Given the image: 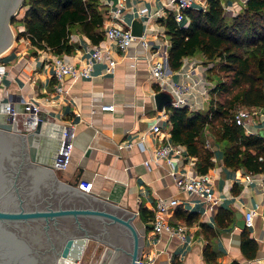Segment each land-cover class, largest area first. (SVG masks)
<instances>
[{
  "label": "crops",
  "instance_id": "crops-1",
  "mask_svg": "<svg viewBox=\"0 0 264 264\" xmlns=\"http://www.w3.org/2000/svg\"><path fill=\"white\" fill-rule=\"evenodd\" d=\"M166 1L100 0L107 13L119 10L124 25L131 27L133 19H140L144 24L142 39L146 44L135 39L126 50L117 51L113 43L103 41L111 47L116 60L113 72L105 71V63L95 62L90 77L65 78V92L60 95L53 92L52 59L55 53L31 46L25 37L15 39L0 56L6 66V73L1 77L3 93L17 110L22 108L21 101L30 96L40 101L43 139L39 142L37 159L43 157L41 150L44 149L47 161L54 162L65 141V129H71L70 160L66 168H55L56 174L62 175V179L71 178L81 167L80 178L92 182L88 194L123 209L138 211L134 223L144 238L140 251L142 260L151 259L149 264H204L206 239L200 227L203 223L215 231L211 244L220 264H263L264 192L259 179L249 181L244 178L242 168L235 170L222 164V149L217 143L212 142L214 165L207 171L217 199L214 204L179 189L167 174L164 162H151L149 168L144 164L160 142L170 140L168 115H162L153 103V93L158 91L149 72L153 61H165L168 80L193 83L187 95L189 101L202 103L203 109L208 101L202 95L205 85L200 75L204 72L202 67L208 64L204 63L202 55L183 58L181 67L175 71L168 66L169 40L164 25L159 22V18L167 15ZM199 3L203 9L207 5L206 0H199ZM243 3V0L222 1L223 5H229L227 12L224 10L227 16L237 14ZM142 10L145 13H141ZM107 18L103 28L109 23ZM17 27L23 29L22 24ZM71 41L77 45L75 49L61 55L81 65L93 43L81 33H73ZM103 104H112L113 109L102 110ZM92 107L94 112H91ZM248 109L256 111L249 117L253 129H263L264 108ZM156 119L161 123L163 140L149 130ZM180 149V156L175 155L178 158L176 171L197 173L195 157L187 154L183 145ZM159 197L178 199L175 209L162 216L171 223L185 222L183 240L166 233L158 241L153 239L149 216L139 215L140 207L152 211ZM250 209L255 211L252 225L238 226L236 212L244 216ZM188 212L196 215L189 223L184 218V213ZM243 230H247L256 243L252 257L241 248Z\"/></svg>",
  "mask_w": 264,
  "mask_h": 264
},
{
  "label": "trees",
  "instance_id": "trees-1",
  "mask_svg": "<svg viewBox=\"0 0 264 264\" xmlns=\"http://www.w3.org/2000/svg\"><path fill=\"white\" fill-rule=\"evenodd\" d=\"M222 1L206 0L204 9H186L185 23L177 22L170 12L159 18L169 40V68L178 70L183 58L202 55L205 64L213 63L205 71L206 78L215 81L204 109L165 107L170 140L195 157L197 173H205L214 165V150L205 143L207 130L213 135L212 142L222 149L224 166L260 173L264 171V136L246 133L229 119L240 107L264 108V0H246L232 16L225 14ZM22 7L24 13L17 22L23 29L17 31L16 38H27L37 49L70 53L77 46L71 41L73 33L85 35L92 43L104 38L107 10L100 0H24ZM151 214L140 207V216ZM184 216L187 223L196 218L191 212ZM200 227L206 239L204 264H220L211 244L215 231L203 223ZM241 248L254 256L256 243L247 230L242 231Z\"/></svg>",
  "mask_w": 264,
  "mask_h": 264
},
{
  "label": "built area",
  "instance_id": "built-area-1",
  "mask_svg": "<svg viewBox=\"0 0 264 264\" xmlns=\"http://www.w3.org/2000/svg\"><path fill=\"white\" fill-rule=\"evenodd\" d=\"M246 0H243L245 2ZM168 8L167 13H172L177 22L184 23L187 21V16L184 13L188 8H203V5L199 3V0H168L165 3ZM224 10L227 12L229 5H223ZM145 13V10L140 11ZM109 23L104 27V38L98 42L89 45V55L85 58L84 62L81 65H77L69 61L65 56L55 54L52 59L53 65V92L60 95L65 92L64 83L65 75L69 74L71 78L76 77H90L92 66L95 62L105 63V71L113 72L116 64V60L112 56V50L109 45L106 43H113L117 51H124L127 47L135 40L140 39V43L145 45L146 42L142 39V36H134L131 33V28L128 25H124V21L121 17L119 10L110 11L107 13ZM103 41H105L103 43ZM192 65V63L190 64ZM194 65V64H193ZM213 66V63L208 62L206 67H202L205 90L202 92L203 99H209V91L214 87V83L208 81L206 78V69ZM150 76L154 82L158 85V90L165 88L169 90L173 96V100L170 105L174 107H184L187 106L191 111L201 110L202 103L197 104V102L191 100L187 95H189L190 87L193 86V83L187 81H177V80H168L165 74V61L155 60L152 62L150 69ZM6 73V66L0 58V105H3L6 113H9L12 121L14 122L15 128L17 131H31L37 124V121L40 119L41 112V103L36 97H28L21 101L22 108L19 110L15 109L13 103L7 98L3 93V83L1 82V77ZM184 73V72H182ZM201 79V78H200ZM207 79V80H206ZM102 110H111L113 109L112 104H103L101 105ZM94 108H91V112H94ZM162 115H167L166 110H161ZM256 111L251 112L248 108H238L233 116L229 119L232 122H235L238 125H241L246 133H257L253 126L249 122V117L252 114H255ZM162 117V116H161ZM149 130L151 133L156 135L158 138L163 140V134L161 132V123L159 119H156L153 122ZM208 135L206 138V146L213 150L212 139L213 135L205 131ZM65 141L61 145V150L55 161L58 165V169H64L69 163L70 152L72 148L71 138L73 132L71 129H65L64 131ZM181 149L179 144H174L169 141H162L153 149V154L151 158L145 159L144 164L149 168L150 163L164 162L166 165V172L170 177H172L174 184L190 194L203 198L207 202L214 204L216 198L212 191L211 185V176L208 172L205 173H194L186 174L179 173L176 171V165L178 163V158L180 156ZM256 174H259L256 175ZM244 178L247 180L259 179L258 182L262 191L264 192V171L260 173H249L245 172ZM77 188L83 192H90L92 182L79 179L76 184ZM179 201L174 197H159L154 203L152 209V214L148 217V222L150 223L151 230L153 232V239H160L162 234L166 233L170 237H178L180 240L185 238L186 225L185 222H176L171 223L169 220L164 218L162 215L170 214L173 209L178 205ZM138 214V211L136 212ZM254 209H250L244 215V224L245 227H250L253 223ZM151 259L144 261L140 258L137 259L138 264H149ZM182 264V263H177ZM264 264V259H263Z\"/></svg>",
  "mask_w": 264,
  "mask_h": 264
},
{
  "label": "water",
  "instance_id": "water-1",
  "mask_svg": "<svg viewBox=\"0 0 264 264\" xmlns=\"http://www.w3.org/2000/svg\"><path fill=\"white\" fill-rule=\"evenodd\" d=\"M23 3L24 0H0V56L14 41L10 20L16 11L23 6ZM130 28L134 36L143 35L144 24L140 19H133ZM69 76V74H66L65 78ZM152 97L155 109L159 111L165 109L173 100L171 92L165 88L154 92ZM42 128L43 118L40 114V119L33 130L17 131L10 114L6 113L3 105H0V132H2L0 138L17 142L24 149L26 158L39 171V181H44L45 185L50 183L47 194L38 198L37 200L39 201H31L30 205L27 204L25 206L26 199L19 197L18 209L0 210V219L9 221H17L19 219L24 221L42 220L44 229L49 226L50 222L56 226L59 218H72L73 222L75 221L79 224V219L84 217L89 221L98 222L103 229H106L109 224H115L116 228H113V233L117 237L115 246L110 242L93 236L86 229L80 235H75V231L73 232V229L70 230V234H64V240L61 241L52 264H82L83 250L90 237L105 243L107 246L114 247L116 252L109 264H138L137 259L139 258L144 238L134 223L136 213L79 190L76 184L81 177V167L78 168V172L73 177L62 179V175L58 176L55 172V168H58V165L61 164H57L56 161L49 163L46 158V150H41L43 157L37 159L39 142L43 139ZM257 133L264 136V128L258 130ZM61 151L64 152V150ZM27 200L29 202L28 198ZM236 217L237 225L245 228L244 216L236 212ZM90 225L88 227L93 233Z\"/></svg>",
  "mask_w": 264,
  "mask_h": 264
},
{
  "label": "flooded vegetation",
  "instance_id": "flooded-vegetation-1",
  "mask_svg": "<svg viewBox=\"0 0 264 264\" xmlns=\"http://www.w3.org/2000/svg\"><path fill=\"white\" fill-rule=\"evenodd\" d=\"M24 152L17 142L0 138V210L18 209L19 197L26 199L25 206L30 205L31 201L37 202L50 188V183L45 185L44 181H39V171ZM43 225L44 222L37 219H0V264H52L64 234H70L72 229L75 235L84 233L86 229L93 236L116 245L117 237L113 233L115 224L103 229L98 222L82 217L79 224L73 222L72 218H59L56 226L50 222L44 229Z\"/></svg>",
  "mask_w": 264,
  "mask_h": 264
},
{
  "label": "rangeland",
  "instance_id": "rangeland-1",
  "mask_svg": "<svg viewBox=\"0 0 264 264\" xmlns=\"http://www.w3.org/2000/svg\"><path fill=\"white\" fill-rule=\"evenodd\" d=\"M24 9H25L24 7H20L16 11L15 15L10 20L11 29H12L13 34H14V40L17 39L16 38V34L18 31L17 26L20 25V24H18L17 21L19 18L22 17V15L24 13ZM12 19H14L13 22H12ZM200 78L203 79L202 75H200ZM214 82L215 81L213 80V83ZM217 98L222 99V97H217ZM240 108H242V107H240ZM115 252L116 251L114 250V247L112 248L109 245L107 246L105 243L100 242L93 237H90L87 240V243H86L85 248L83 250L81 263L82 264H109L111 259L114 256Z\"/></svg>",
  "mask_w": 264,
  "mask_h": 264
},
{
  "label": "bare ground",
  "instance_id": "bare-ground-1",
  "mask_svg": "<svg viewBox=\"0 0 264 264\" xmlns=\"http://www.w3.org/2000/svg\"><path fill=\"white\" fill-rule=\"evenodd\" d=\"M60 264H62V263H60Z\"/></svg>",
  "mask_w": 264,
  "mask_h": 264
}]
</instances>
